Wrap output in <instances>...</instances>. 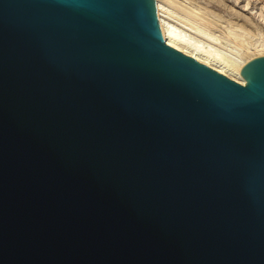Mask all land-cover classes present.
<instances>
[{
	"label": "water",
	"instance_id": "1",
	"mask_svg": "<svg viewBox=\"0 0 264 264\" xmlns=\"http://www.w3.org/2000/svg\"><path fill=\"white\" fill-rule=\"evenodd\" d=\"M241 74L157 0H0V264H264V56Z\"/></svg>",
	"mask_w": 264,
	"mask_h": 264
},
{
	"label": "bare ground",
	"instance_id": "2",
	"mask_svg": "<svg viewBox=\"0 0 264 264\" xmlns=\"http://www.w3.org/2000/svg\"><path fill=\"white\" fill-rule=\"evenodd\" d=\"M261 1L264 5V0ZM173 2L175 5L178 3L177 1V3H175L173 0H157L158 18L167 44L240 84H245V79L241 74V70L250 60L259 56H264V54L261 52L249 54V51H247L249 48L247 49L246 44L241 42L243 41V39H241L243 33H241V36L238 30H235L233 27H231L230 36L225 40V43L222 42V39L220 38V40L213 34L214 32L211 33L210 30V27L213 26L215 20H205L204 18L206 14L202 11L192 13L195 11L190 7L185 5L184 8H181L180 2L177 6L172 5ZM174 6L177 7L176 9L178 10L180 6V8L183 9L181 11L184 15L190 16V19L192 18V20L198 19L197 21H200L199 19L203 18L202 20H205V25L203 26L204 22L203 24L200 22V24H198V22L196 23L190 20L183 22L187 16H184L183 18L177 16V18H174V10H176ZM178 10L177 12L180 11ZM189 13H192L193 15H190ZM181 25L190 28L195 34L193 36L189 35L188 31L183 29ZM200 37L205 38L207 45L205 44L206 42L202 43L199 41Z\"/></svg>",
	"mask_w": 264,
	"mask_h": 264
},
{
	"label": "rangeland",
	"instance_id": "3",
	"mask_svg": "<svg viewBox=\"0 0 264 264\" xmlns=\"http://www.w3.org/2000/svg\"><path fill=\"white\" fill-rule=\"evenodd\" d=\"M176 5H179L181 8H184L185 5L190 7L195 12L192 13H198L203 12L205 13V20L211 19L215 20L213 26L210 27L211 33L216 35L219 39H222V42L225 43V40L230 36V30L231 27L237 29L238 32L241 34L243 33V36L241 39H243V43L246 44L247 51H249V54H255L258 52H261L264 54V5L261 0H173ZM177 1V2H176ZM172 2V1H170ZM183 4V5H182ZM192 5V6H191ZM174 6V7H175ZM179 6V10H174V18H183L184 13L181 11ZM183 6V7H182ZM173 7V8H174ZM177 10L179 12H177ZM183 13V14H182ZM192 13H189L190 15ZM193 15V14H192ZM210 16V17H209ZM193 17V16H192ZM207 17V18H206ZM212 17V18H211ZM217 19H215V18ZM203 18L197 20L190 19V16H187L186 19L183 20V22L194 21L198 22V24L205 25V20H202ZM200 22V23H199ZM216 22V24H215ZM183 29H186L188 31V34L193 36L195 33L194 31L190 30L188 27H184L181 25ZM214 30V31H213ZM220 39V40H221ZM251 40V42H250ZM199 41L202 43H205V38H199ZM263 41V42H262ZM207 45V42L205 43ZM251 52V53H250Z\"/></svg>",
	"mask_w": 264,
	"mask_h": 264
}]
</instances>
